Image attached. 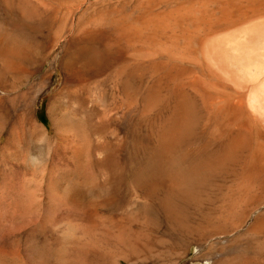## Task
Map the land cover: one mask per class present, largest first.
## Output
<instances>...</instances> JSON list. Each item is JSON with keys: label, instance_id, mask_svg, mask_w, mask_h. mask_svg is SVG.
<instances>
[{"label": "rangeland", "instance_id": "1", "mask_svg": "<svg viewBox=\"0 0 264 264\" xmlns=\"http://www.w3.org/2000/svg\"><path fill=\"white\" fill-rule=\"evenodd\" d=\"M8 1L0 2V21L23 29L18 30L16 40H41L42 46L36 52L22 50L19 56L10 58L6 70L0 65V264L264 262V164L250 155L249 140L221 126L220 119L207 113L200 100L190 102L179 98L167 74L168 68L147 64L140 72L135 66L127 67L124 43L114 42L116 13L113 6L120 2L119 9L122 2L129 4L130 7L126 4L125 9L120 10H126L129 16L132 14L133 19L137 13H142L135 3L138 0H101L103 4L99 0H77L79 3L74 1V6L71 2L69 18L65 19L70 24L63 23L66 28H60L64 31L59 34L62 37L59 36L55 48L50 50L46 46L51 42L53 30L59 28V20L47 18L41 9L23 1ZM149 1L145 0L148 6L157 3L153 13L171 10L186 2ZM103 7L109 10L101 9ZM209 9L219 16L215 5ZM88 12L90 16H86ZM88 17H94L90 18L89 25L85 23ZM100 17L102 20L97 24ZM87 29L94 33L85 31ZM93 38L99 40V45ZM80 46L85 51H81ZM205 47L207 54L211 47ZM194 49L189 46L187 51L194 56ZM55 61L57 65L53 69ZM64 61L71 63L67 65ZM63 64L66 65L63 67ZM13 66L15 69H11ZM90 67L95 70L92 72ZM8 68L12 70L10 73ZM47 70L51 76L42 83L40 76ZM234 73L241 77L240 72ZM225 83L232 90L237 89L234 84ZM51 124L56 128H51ZM56 124H60L62 130H56ZM249 196L254 202L248 200Z\"/></svg>", "mask_w": 264, "mask_h": 264}, {"label": "bare ground", "instance_id": "2", "mask_svg": "<svg viewBox=\"0 0 264 264\" xmlns=\"http://www.w3.org/2000/svg\"><path fill=\"white\" fill-rule=\"evenodd\" d=\"M4 0H0L3 2ZM10 1V0H9ZM8 1V2H9ZM25 2L26 4H30L31 7L36 9H41L47 18L54 19L53 21L59 20V28L53 30V35L50 37V41L48 47L46 48L50 50L51 48L57 44L59 36L62 35L60 28H66L63 23L67 21L70 14V7L68 6L71 2L74 1L79 3L80 0H20ZM101 1V0H99ZM105 1V0H104ZM109 1V0H108ZM107 1V3H108ZM115 1V0H114ZM120 1V0H119ZM139 1V0H138ZM136 1L137 5H139V9L142 12L137 13L138 15H133L136 17L131 18L129 16V12L120 10L121 8L125 9V5L127 3L122 2L120 4V8L117 9V5L113 6L115 8L116 13V25L113 28V34L115 41L114 42H123L126 47V52L124 55V63L128 66H135L138 68L140 72H143L147 64L158 67L168 68L170 82L173 88L177 91L178 97L183 100H193L198 99L201 101L203 105L202 108L206 110V112L210 113L213 118H219L218 120L221 122V126L224 128H228L235 130L240 134V137H245L249 140L250 143V155L258 161L259 164H264V0H186L185 4L177 5L173 9H168V11H162L158 13H153V9L155 6L146 5L145 0L140 2ZM150 2L149 0H146ZM153 1V0H152ZM155 1V0H154ZM83 2V0H82ZM81 2V3H82ZM95 2V1H94ZM116 2V1H115ZM114 2V3H115ZM145 2V4H143ZM147 2V3H148ZM156 2V1H155ZM162 2V1H161ZM160 2V5H161ZM86 3V2H85ZM84 3V4H85ZM98 3V2H97ZM102 3V1H101ZM107 3H104L105 5ZM130 3V1H129ZM72 4V3H71ZM75 3V7L77 5ZM93 4L90 2V5ZM103 4V3H102ZM102 4L100 5L102 7ZM110 4H112L110 2ZM159 4V3H158ZM22 5V3H21ZM88 5V4H87ZM86 5V6H87ZM103 5V6H105ZM134 6V4H132ZM216 6L217 13L219 16L210 10L211 6ZM20 6V5H19ZM24 6V5H22ZM71 6V5H70ZM71 6V7H73ZM89 6V5H88ZM99 6V5H98ZM97 6V7H98ZM111 6V5H107ZM128 7L129 4H127ZM21 7V6H20ZM19 7V8H20ZM74 7V8H75ZM80 7V6H78ZM112 7V6H111ZM135 7V6H134ZM138 7V6H137ZM159 7V6H158ZM12 8V7H11ZM23 8V7H22ZM26 10V7H24ZM77 8V7H76ZM75 8V9H76ZM87 8V7H86ZM107 8V7H105ZM104 7L101 8L106 10ZM110 8V7H109ZM157 8V7H156ZM29 9V8H28ZM32 9V8H31ZM93 9V8H92ZM95 9V8H94ZM97 9V8H96ZM100 9V10H101ZM108 9V8H107ZM111 9V8H110ZM138 9V8H137ZM99 10V11H100ZM102 10V11H103ZM109 10V9H108ZM27 11V10H26ZM75 11V10H74ZM77 11V10H76ZM111 11V10H110ZM134 11H136L134 9ZM22 12V11H21ZM24 12V9H23ZM22 12V13H23ZM28 12V11H27ZM32 12V11H31ZM71 12H73L71 10ZM86 12V11H85ZM91 12V10H89ZM86 14V16L89 14ZM95 12V11H94ZM98 13V11H96ZM101 12V11H100ZM21 13V15H23ZM25 13V12H24ZM34 13V12H33ZM37 13V12H36ZM95 13V14H97ZM113 13V12H112ZM131 13V12H130ZM14 14V13H13ZM73 14V13H72ZM94 14V13H93ZM92 14V15H93ZM101 14V13H100ZM99 13L98 15L101 16ZM25 15V14H24ZM44 15V17H45ZM84 16V14H81ZM95 15L96 17L99 16ZM1 16V15H0ZM6 16V15H5ZM27 16V15H26ZM36 16V15H35ZM72 16V15H70ZM90 16V15H88ZM94 16V15H93ZM113 16V15H112ZM2 17V16H1ZM25 17V16H24ZM68 17V18H67ZM12 18V17H11ZM16 18V17H15ZM26 18V17H25ZM37 18V17H36ZM46 18V19H47ZM67 18V19H66ZM82 18V17H81ZM85 18V17H84ZM89 18V17H88ZM93 18L94 17H90ZM88 19L87 25L91 23V19ZM113 18V17H112ZM17 19V18H16ZM23 19V18H22ZM66 19V21H65ZM73 19V18H72ZM99 19V18H98ZM97 19V24H100L102 18L100 17L99 21ZM70 20V19H69ZM68 20V21H69ZM78 20V19H77ZM96 20V19H95ZM113 21V19H111ZM9 21V20H8ZM82 21V20H81ZM94 21V20H93ZM14 22V21H13ZM20 22V21H19ZM18 22V23H19ZM57 22V21H56ZM71 22V21H70ZM79 22V21H78ZM89 22V23H88ZM111 22V21H110ZM21 23V22H20ZM24 23V22H23ZM80 23V22H79ZM26 24V23H25ZM58 24V23H57ZM68 24V22L66 23ZM70 24V23H69ZM68 24V25H69ZM73 24V23H72ZM71 24V25H72ZM17 25V24H16ZM78 25V24H77ZM86 25V24H85ZM103 25V24H102ZM106 25V24H105ZM109 25V24H108ZM113 25V24H111ZM19 26V25H18ZM76 26V25H75ZM110 26V25H109ZM46 27V26H45ZM50 27V26H49ZM58 27V25H57ZM65 27V28H64ZM72 27V26H71ZM81 27V26H80ZM78 25V30H80ZM34 28V27H33ZM32 28V29H33ZM53 29V27H51ZM49 28V29H51ZM69 28V27H68ZM67 28V30H68ZM77 28V27H76ZM75 28V29H76ZM83 28V27H82ZM85 28V27H84ZM108 28V27H107ZM92 29V28H91ZM98 29V28H97ZM20 29L14 25L6 23L5 21H0V37L3 38V42L0 43V62H4L3 65H0L6 70V66L8 60L10 58H14L15 56H19V53H22V50H27V52H36V49L39 48L42 42L34 40V41H25L24 39L17 42L16 34ZM37 30V29H35ZM43 30V28H42ZM70 30V28H69ZM106 30V29H105ZM104 30V32H105ZM31 31V30H30ZM84 31V30H82ZM81 31V33H82ZM87 32L93 30H85ZM97 32V30H94ZM23 32V31H22ZM33 32V31H32ZM31 32V33H32ZM36 32V31H35ZM34 32V33H35ZM44 32V31H42ZM48 32V31H46ZM75 32V31H74ZM77 32V31H76ZM86 32V33H87ZM90 32V33H91ZM95 32V34H96ZM109 32V31H108ZM30 33V32H29ZM38 33V32H37ZM41 33V31H39ZM61 33V34H60ZM85 33V32H84ZM94 33V32H93ZM98 33V32H97ZM112 33V31H111ZM33 34V33H32ZM60 34V35H59ZM88 34V33H87ZM104 35V33L102 32ZM25 35V34H23ZM51 35V34H50ZM77 35V34H75ZM84 35V34H82ZM29 36V35H28ZM47 36V35H46ZM49 36V35H48ZM106 36V35H104ZM16 37V38H15ZM31 37V36H30ZM62 37V36H60ZM78 37V36H77ZM84 37V36H83ZM27 38V37H26ZM41 38V37H40ZM44 37L42 36V39ZM47 38V37H46ZM82 39V37L80 36ZM108 38V37H107ZM113 38V37H112ZM77 39V38H76ZM75 39V40H76ZM88 39V38H87ZM91 39V38H90ZM89 39V40H90ZM98 39V38H97ZM110 39V38H109ZM30 40V39H29ZM32 40V39H31ZM39 40V39H38ZM45 40V39H44ZM48 40V41H49ZM60 40V39H59ZM79 40V39H77ZM93 40H95L93 38ZM105 40V39H104ZM108 40V39H107ZM86 41V40H84ZM96 41V40H95ZM94 41V42H95ZM113 41V40H112ZM179 41H182V45H179ZM83 42V41H82ZM97 45H99V40L96 41ZM103 42V41H102ZM44 44V43H43ZM79 44V43H78ZM93 45V43H91ZM101 44V43H100ZM104 44V43H103ZM107 45V43H105ZM110 44V43H109ZM108 44V45H109ZM116 44V43H115ZM75 43L73 44L74 47ZM82 45V44H81ZM209 45L211 47L209 53H204L205 46ZM44 46V47H45ZM77 46V44H76ZM86 46V45H85ZM90 46V43H89ZM96 46V44H95ZM113 46V45H112ZM123 46V45H122ZM189 46H193L194 56L187 51ZM69 47V43H68ZM88 47V44H87ZM116 47V45H115ZM120 47V45H119ZM118 47V48H119ZM41 48V47H40ZM55 48V47H54ZM80 48H82L80 46ZM95 49V47H93ZM121 48V47H120ZM69 49V48H68ZM65 49V50H68ZM75 49V48H73ZM73 49L71 50L73 52ZM79 49V47H78ZM89 49L90 48H85ZM92 49V47H91ZM93 49V50H94ZM125 49V48H124ZM80 50V49H79ZM83 48L81 49V51ZM98 50V49H97ZM108 50V49H107ZM110 50V49H109ZM117 50V49H116ZM119 50V49H118ZM85 51V50H83ZM101 51V50H100ZM104 51V50H103ZM112 51V49H111ZM38 52V51H37ZM51 52V51H50ZM64 52V51H63ZM71 52V53H72ZM75 52V51H74ZM77 52V51H76ZM90 52V51H89ZM95 52V51H93ZM98 52V51H97ZM124 52V51H123ZM79 53V52H78ZM85 53V52H84ZM92 53V52H91ZM110 53V52H109ZM123 56L120 51L118 52ZM63 54V53H61ZM60 54V55H61ZM65 54V52H64ZM76 54V53H75ZM81 54V53H79ZM79 54L78 57H79ZM83 54V53H82ZM90 54V53H88ZM93 54V53H92ZM24 55V54H23ZM49 56V53L47 54ZM74 56V54L72 53ZM77 55H75L77 57ZM84 55V54H83ZM82 55V56H83ZM101 55V54H100ZM65 56V55H64ZM85 56V55H84ZM89 56V55H88ZM95 56V55H94ZM110 56V55H109ZM112 56V55H111ZM46 57V56H45ZM61 57V56H60ZM59 57V58H60ZM68 57V56H67ZM70 57V56H69ZM72 57V56H71ZM77 57V58H78ZM87 58V56H85ZM84 57V59H85ZM96 57V56H95ZM101 57V56H100ZM230 57V58H229ZM18 58V57H16ZM56 58V57H55ZM73 58V57H72ZM94 58V57H93ZM92 58V59H93ZM122 58V57H121ZM62 59V57H61ZM71 59V58H70ZM107 59V58H106ZM113 59V58H112ZM116 59V58H115ZM13 59H11L12 61ZM19 60V59H18ZM69 60V59H68ZM67 60V61H68ZM86 60V59H85ZM91 59L87 61L90 62ZM94 60V59H93ZM117 60V59H116ZM61 60L59 59L58 62ZM77 61V60H76ZM80 60L79 62H81ZM86 61V62H87ZM95 61V60H94ZM98 61V60H96ZM15 62V60H14ZM65 62V61H64ZM77 64L80 66V63ZM101 62V59H100ZM105 62V61H104ZM102 62V63H104ZM114 62H116L114 60ZM52 63V62H51ZM66 63V62H65ZM71 63V61L67 62ZM66 63V64H67ZM82 63V62H81ZM84 63V62H83ZM99 63V62H98ZM109 63V61H108ZM9 64V63H8ZM63 64V67L66 65ZM76 64V62H75ZM122 64V63H121ZM6 65V66H5ZM12 65V64H11ZM10 65V66H11ZM51 65V64H50ZM57 65L55 61L53 63L54 66ZM60 65V63L58 64ZM68 65V64H67ZM72 65V64H71ZM77 65V70H79V66ZM86 65V64H85ZM84 65V66H85ZM94 65V64H93ZM92 65V66H93ZM99 65V64H98ZM105 65V64H104ZM109 65V64H108ZM106 66L107 69L109 66ZM231 65V66H228ZM234 65V66H233ZM0 66V67H1ZM9 66V65H8ZM7 66V67H8ZM16 66V65H15ZM62 66V65H61ZM101 66V65H99ZM112 66V65H111ZM110 66V67H111ZM114 66V65H113ZM103 67V66H101ZM14 66L11 68L13 69ZM72 68V66H71ZM81 68L82 65H81ZM86 68V66L84 67ZM104 68V69H105ZM117 68V67H115ZM120 68V67H119ZM1 69V68H0ZM3 69V70H4ZM9 69V68H8ZM9 69L10 71H12ZM15 69V68H14ZM67 69V68H66ZM70 69V68H69ZM87 69V68H86ZM91 69V67H90ZM95 70V67H93ZM2 70V69H1ZM49 70V68H48ZM45 71L42 76H40V81L46 80L47 77H50L49 71ZM52 70V69H51ZM68 70V69H67ZM82 70V69H81ZM93 70V71H94ZM99 70V69H96ZM118 71V69H116ZM124 70V69H123ZM129 70V69H128ZM157 70V69H156ZM8 71V70H7ZM6 71V73H7ZM87 73V70H85ZM92 71V69H91ZM92 71V72H93ZM120 71V70H119ZM138 71V72H139ZM5 72V71H4ZM69 72V71H68ZM74 72V70H73ZM84 74V71H81ZM101 72V71H100ZM113 72V71H112ZM122 72V70H121ZM124 72V71H123ZM126 72V71H125ZM164 72V71H163ZM234 72H240V76ZM71 73V72H70ZM77 71L75 72V76H77ZM80 73V72H79ZM132 73V72H131ZM74 74V73H73ZM82 74V73H81ZM80 74V75H81ZM91 74V73H88ZM97 74V73H96ZM117 74V73H116ZM119 74V73H118ZM146 74V73H145ZM87 75V74H86ZM126 76V74H124ZM144 75V74H143ZM152 75V74H151ZM85 76V75H84ZM114 76V74L112 75ZM111 76V77H112ZM82 77V75L80 76ZM79 77V78H80ZM162 77V76H161ZM78 78V79H79ZM119 78V76H118ZM137 78V77H136ZM158 78V77H157ZM156 78V79H157ZM48 79V78H47ZM75 79V78H74ZM113 79V78H112ZM50 80V79H49ZM77 80V79H76ZM132 80V79H131ZM111 81V80H110ZM128 81V80H127ZM130 81V80H129ZM139 81V80H138ZM147 81V80H146ZM164 81V80H163ZM114 82V81H113ZM144 82V81H143ZM154 82V81H153ZM225 82H229L234 84L237 89L232 90ZM116 83V82H114ZM137 83V82H136ZM148 83V82H147ZM123 84V83H122ZM131 83H129L130 85ZM135 83H133L134 85ZM151 84V83H150ZM42 85V84H41ZM112 85V83H111ZM137 85V84H136ZM141 85V83H140ZM157 85V84H156ZM230 85V84H229ZM114 86V85H113ZM117 86V85H115ZM121 86V85H120ZM127 86V85H126ZM145 86V84H144ZM149 86V85H148ZM153 86V84H152ZM152 86H149L150 88ZM43 87V86H42ZM118 87V86H117ZM123 87V86H122ZM146 87V86H145ZM156 87V86H155ZM115 88V87H114ZM119 88V87H118ZM138 88V87H137ZM136 88V89H137ZM142 88V86H141ZM161 88V87H160ZM164 88V87H163ZM162 88V89H163ZM41 89V88H40ZM126 89V87H125ZM37 90V89H36ZM113 90V89H112ZM140 90V89H139ZM147 90V89H146ZM170 91V89H168ZM125 91V90H124ZM127 91V90H126ZM134 91V89H133ZM40 92V91H39ZM117 92V91H116ZM130 92V91H129ZM148 92V91H147ZM154 92V91H153ZM157 92V91H156ZM162 92V91H161ZM36 93V92H33ZM125 93V92H124ZM138 93V92H137ZM166 93V92H165ZM170 93V92H169ZM168 93V94H169ZM175 93V95H176ZM133 94V93H132ZM140 94V93H139ZM156 94V93H155ZM159 94V93H158ZM167 94V95H168ZM114 95V94H113ZM126 95V94H125ZM144 95V94H141ZM146 95V94H145ZM161 95V94H159ZM25 97V96H23ZM159 97V96H158ZM123 98V97H122ZM130 98V97H129ZM137 98V97H136ZM147 98V97H146ZM145 98V99H146ZM153 98V97H152ZM169 98V97H168ZM175 98V97H174ZM33 98H31L32 100ZM139 100V97L137 98ZM136 99V100H137ZM148 99V98H147ZM150 99V98H149ZM172 100V98L170 97ZM169 99V100H170ZM28 100V99H27ZM124 100V99H123ZM195 100V101H196ZM142 100H140L141 103ZM148 101V100H147ZM152 102V100H150ZM161 101V100H160ZM127 102V100H126ZM134 102V101H133ZM138 102V101H136ZM146 102V101H145ZM191 102V101H190ZM117 103V102H116ZM119 103V102H118ZM135 103V102H134ZM133 103V104H134ZM144 103V102H143ZM182 103V102H181ZM193 103V102H192ZM123 104V103H122ZM121 104V105H122ZM130 104V103H129ZM149 104V103H148ZM166 104V103H165ZM170 104V103H169ZM168 104V105H169ZM190 104V103H189ZM115 105V104H114ZM132 105V104H131ZM136 105V103H135ZM150 105V104H149ZM159 105V104H158ZM175 105V104H174ZM201 105V106H202ZM253 110V114L249 112L248 106ZM31 106V105H30ZM127 106V105H126ZM133 106V105H132ZM137 106V105H136ZM163 106V105H162ZM170 106V105H169ZM186 106V104H185ZM122 107V106H121ZM129 107V106H128ZM140 107V105L138 106ZM142 107V105H141ZM180 107V106H179ZM191 107V106H190ZM132 108V107H131ZM147 108V106H146ZM149 108V107H148ZM167 108V107H166ZM188 108V107H187ZM151 109V108H150ZM171 109V108H170ZM174 109V108H173ZM179 109V108H178ZM195 109V108H194ZM125 110V109H124ZM143 110V109H142ZM145 110V108H144ZM161 110V109H160ZM157 111V112H160ZM127 111V110H126ZM148 111V110H147ZM178 111V110H177ZM197 111V110H196ZM145 112V111H144ZM167 112V111H165ZM175 112V111H174ZM189 112V111H188ZM194 112V111H193ZM121 113V111H120ZM123 113V112H122ZM130 113V112H129ZM143 113V112H142ZM133 114V113H132ZM181 114V113H179ZM188 114V113H187ZM190 114V113H189ZM209 114V115H210ZM136 115V114H135ZM143 117V114L140 113ZM171 115V114H170ZM174 116V114H172ZM182 115V114H181ZM204 115V114H203ZM118 116V115H117ZM139 116V115H138ZM146 116V115H145ZM172 116V118H173ZM185 115H183L184 117ZM197 116V115H196ZM200 116V114H199ZM119 117V116H118ZM141 117V118H142ZM149 117V116H148ZM168 117V115H167ZM179 117V115H178ZM181 117V116H180ZM179 117V118H180ZM207 117V116H206ZM123 118V117H122ZM131 118V116H130ZM135 118V116H134ZM164 118V117H163ZM187 118V117H186ZM177 119V118H176ZM194 119V118H193ZM210 119V117H209ZM122 120V119H121ZM127 120V119H126ZM131 120V119H130ZM144 120V119H143ZM182 120V119H181ZM114 121V120H113ZM135 121V120H134ZM132 121V122H134ZM137 121V120H136ZM153 121V120H152ZM173 121V120H172ZM208 121V120H207ZM122 122V121H121ZM140 122V121H138ZM147 122V121H146ZM156 122V121H155ZM185 122V121H184ZM216 122V120H215ZM64 123L65 122H61ZM113 123V122H112ZM125 123V122H124ZM141 123V122H140ZM143 123V122H142ZM141 123V124H142ZM162 123V122H161ZM173 123V122H171ZM176 123V120L175 122ZM181 123V122H179ZM191 123V122H190ZM198 123V121H197ZM213 123V122H211ZM63 124V125H64ZM133 124V123H131ZM145 124V123H144ZM217 124V123H216ZM52 125V124H51ZM57 125V124H56ZM111 127L112 124L110 123ZM170 125V124H169ZM175 125V124H174ZM197 125V124H195ZM209 125V121H208ZM206 124V126H208ZM53 126V125H52ZM120 126V125H119ZM131 126V125H130ZM157 126V125H156ZM186 126V125H184ZM200 126V125H199ZM203 126V127H206ZM42 127V126H41ZM56 128L53 126L51 128ZM58 130L61 126L57 125ZM64 127V126H63ZM116 127V126H115ZM128 127V126H127ZM166 128V126H164ZM180 127V126H179ZM191 127V126H190ZM67 128V127H66ZM65 128V129H66ZM114 128V127H113ZM129 128V127H128ZM160 128V127H159ZM163 128V129H165ZM172 128V127H170ZM219 128V127H218ZM62 130V128H60ZM138 129V128H137ZM162 129V130H163ZM213 129V128H212ZM58 131L62 132V131ZM71 130V129H70ZM69 130V131H70ZM40 131V130H39ZM64 131V130H63ZM67 132L71 134L70 132ZM111 131V130H110ZM123 131V130H122ZM139 131V130H138ZM153 131V130H152ZM172 131V130H171ZM207 131V129H206ZM216 131V126H215ZM225 131V130H224ZM41 132V131H40ZM42 132L45 134L46 130L43 129ZM65 132V131H64ZM63 132V133H64ZM119 132V131H118ZM135 132V131H131ZM177 132V131H176ZM217 132V131H216ZM215 132V133H216ZM218 132H221L220 130ZM42 133V134H43ZM159 133V132H158ZM157 133V135H159ZM175 133V132H174ZM60 134V133H59ZM62 134V133H61ZM66 136V132L64 133ZM116 134V133H115ZM120 134V133H119ZM118 134V135H119ZM123 134V133H122ZM132 134V133H131ZM164 134V133H163ZM170 134V133H169ZM219 134V133H218ZM224 134H226L224 132ZM223 134V135H224ZM57 135V134H56ZM134 135V133H133ZM132 135V136H133ZM141 135V134H140ZM213 135V134H212ZM220 135V134H219ZM227 135V134H226ZM236 135V134H235ZM58 136V135H57ZM62 136V135H60ZM75 136V134L73 135ZM73 136L70 135L69 139L73 142ZM127 136V135H126ZM125 136V137H126ZM139 136V135H137ZM143 136V135H142ZM161 136V135H160ZM175 136V135H174ZM65 137V136H64ZM61 137V138H64ZM76 137V136H75ZM116 137V136H115ZM123 137V136H122ZM129 137V135H128ZM144 137V136H143ZM142 137V138H143ZM152 137V135H151ZM163 137V136H162ZM169 137V136H168ZM180 137V135H179ZM225 137V135H224ZM131 138V136H130ZM217 138V137H216ZM229 138V137H228ZM68 139V140H69ZM141 139V138H139ZM154 138H152L153 140ZM157 139V138H156ZM155 139V140H156ZM219 139V138H218ZM233 139H235L233 137ZM237 139V138H236ZM124 140V139H123ZM128 140V139H127ZM134 140V139H133ZM149 140V139H148ZM159 140V138H158ZM220 140V139H219ZM223 140V139H222ZM242 140V138L240 139ZM66 141V140H65ZM135 141V140H134ZM140 141V140H139ZM138 141V142H139ZM175 141V139L173 140ZM186 141V140H185ZM234 141V140H233ZM232 141V143H233ZM118 142V141H117ZM137 142V143H138ZM154 142V141H153ZM158 142V141H157ZM214 142V141H213ZM223 142V141H222ZM221 142V143H222ZM67 143V142H66ZM115 143V142H114ZM119 143H122L121 140ZM159 143V142H158ZM157 143V144H158ZM225 143V141H224ZM229 143V141H227ZM80 144V143H79ZM117 144V143H116ZM124 144V143H123ZM236 144V143H235ZM83 145V144H81ZM81 145H77L81 147ZM127 145V144H125ZM131 145V144H130ZM239 145V144H238ZM72 146V145H71ZM119 146V145H118ZM149 146V145H148ZM158 146V145H157ZM160 146V145H159ZM158 146V147H159ZM163 146V145H162ZM237 146V144H236ZM76 147V148H77ZM142 147V146H141ZM166 147V146H165ZM185 147V146H184ZM196 147V146H195ZM230 148V147H229ZM75 149V148H74ZM78 149V148H77ZM131 149V148H130ZM154 149V148H152ZM159 149V148H158ZM234 150V149H233ZM80 151V150H79ZM208 152V151H207ZM236 152V151H235ZM153 153V152H152ZM203 153V152H202ZM240 153V152H239ZM185 154V152H184ZM193 154V153H192ZM225 155V154H224ZM237 156V154H235ZM163 156V155H162ZM192 156V155H191ZM235 156V158H236ZM246 156V155H245ZM157 157V156H156ZM200 157V156H199ZM205 157V156H204ZM212 157V156H211ZM215 157V156H213ZM228 157V156H227ZM225 157V158H227ZM144 158V157H143ZM179 158V157H178ZM231 158V157H230ZM241 158V157H240ZM167 159V158H166ZM165 159V160H166ZM169 159V158H168ZM199 159V158H198ZM210 159V158H209ZM148 160V159H147ZM197 160V159H196ZM178 161V160H177ZM214 161V160H213ZM163 162V161H162ZM196 162V161H194ZM209 163V162H208ZM247 163V162H246ZM230 164V163H229ZM236 164V163H235ZM239 164V163H238ZM160 165V164H159ZM164 165V164H163ZM215 165V164H214ZM216 166V165H215ZM217 167V166H216ZM157 168V167H156ZM256 169V168H255ZM259 169V168H258ZM155 170V169H154ZM209 170V169H208ZM211 170V169H210ZM247 170V169H246ZM152 171V170H151ZM241 171V170H240ZM171 172V171H170ZM165 173V172H164ZM167 173V172H166ZM260 174V173H259ZM156 175V174H155ZM166 175V174H165ZM165 175L163 177H165ZM170 175V174H169ZM180 175V174H179ZM182 175V174H181ZM172 175H170L171 177ZM175 176V175H174ZM160 178V177H159ZM166 178V177H165ZM168 178V177H167ZM166 178V179H167ZM174 178V177H172ZM171 178V180H172ZM161 179V178H160ZM163 179V178H162ZM168 180V179H167ZM161 181V180H160ZM243 181V180H242ZM240 182V181H239ZM246 182V181H245ZM251 182V181H250ZM244 183V181H243ZM173 184V182H172ZM248 184V183H247ZM244 186V184H243ZM243 188V187H242ZM240 189V188H239ZM253 190V189H252ZM242 191V190H241ZM247 191V189H246ZM245 191V192H246ZM249 191V190H248ZM244 192V191H243ZM242 192V193H243ZM251 193H253L251 191ZM255 193V191H254ZM244 194V193H243ZM250 194V193H249ZM256 194V193H255ZM241 195V194H240ZM243 196V195H241ZM247 197V196H246ZM250 197V196H249ZM260 197H263L260 196ZM252 196L249 201H252ZM258 198V197H257ZM239 199V198H238ZM241 199V198H240ZM244 200V199H241ZM241 203L242 204V202ZM247 200V201H248ZM255 200V199H254ZM247 201H243L247 204ZM250 201V202H251ZM262 201V200H261ZM234 202V200H233ZM254 202V201H252ZM236 203V200H235ZM238 203V204H239ZM256 203V201H255ZM258 203V202H257ZM250 204V203H249ZM230 205V204H229ZM252 205V203H251ZM248 205V206H251ZM240 206V205H239ZM247 206V205H246ZM254 206V205H253ZM258 205L256 204L255 207ZM234 207V206H233ZM254 207V208H255ZM235 210V208H233ZM252 209V208H251ZM230 212L232 209H229ZM255 210V209H254ZM253 211V210H252ZM229 212V213H230ZM264 214V212H263ZM262 216V215H261ZM264 216V215H263ZM256 222V221H255ZM263 223V222H262ZM260 224V223H258ZM255 228V227H254ZM259 228V227H257ZM260 229V228H259ZM258 229V230H259ZM261 231V230H260ZM264 238V237H263ZM260 243V242H259ZM262 245V244H261ZM261 248V247H260ZM259 248V249H260ZM264 251V250H263ZM259 252V251H258ZM248 258V257H247ZM262 260V259H261ZM255 263V262H254ZM258 263V261H257ZM262 262L261 264H263ZM248 264V263H247ZM256 264V263H255Z\"/></svg>", "mask_w": 264, "mask_h": 264}]
</instances>
